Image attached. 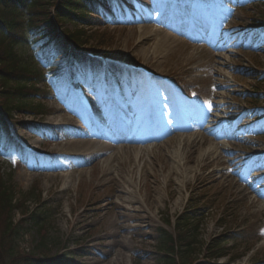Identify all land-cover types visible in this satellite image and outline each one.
Masks as SVG:
<instances>
[{
  "label": "rangeland",
  "instance_id": "1",
  "mask_svg": "<svg viewBox=\"0 0 264 264\" xmlns=\"http://www.w3.org/2000/svg\"><path fill=\"white\" fill-rule=\"evenodd\" d=\"M170 1L120 0L102 19L93 16L92 26L57 25L82 30L79 51L104 58L117 77L85 72L79 80L86 88L76 95L66 80L49 92L39 85L44 116L10 113L14 141L0 174L13 173L27 213L50 212L25 232L21 254L36 251L46 230L47 263L161 264V231L174 235L191 202L199 232L189 264L207 262V245L224 234L230 254L215 264H264V36L253 22L264 0H210L223 6L209 12L210 29L184 24L187 30L169 32L172 42L161 46L158 36L140 32L182 24ZM95 5L102 10L104 1ZM47 11L53 15L52 2ZM100 79L122 88L110 98L99 92ZM151 85L160 89L145 92ZM93 136L106 146L93 144ZM134 151H141L137 161ZM2 219L0 211V239Z\"/></svg>",
  "mask_w": 264,
  "mask_h": 264
},
{
  "label": "trees",
  "instance_id": "2",
  "mask_svg": "<svg viewBox=\"0 0 264 264\" xmlns=\"http://www.w3.org/2000/svg\"><path fill=\"white\" fill-rule=\"evenodd\" d=\"M51 2L54 8L53 15L47 11V6ZM94 2V0H0V148L3 149L2 152H7L12 141L9 125L5 123L2 113L9 116L14 110L26 114L41 113L44 105L40 103V99L44 93H41L38 86L43 83L49 86L53 77L58 78L62 74L52 63L58 59L59 54L69 55L71 46L78 51H73L68 71L76 75L79 69L86 65L89 59L79 51L83 42V31L76 30L69 33L62 31L58 26L64 27L68 23L76 27L92 26L91 9ZM261 15L255 18L254 22H264V13ZM45 69L51 74L49 80H45ZM43 90L45 91L46 88ZM12 182L13 173L8 178L0 174V211L3 212L1 222L4 228L0 239V264H73L69 258L46 262L49 253L45 246L47 233L43 227H41L42 238L36 251L23 254L19 252L25 232L40 227L48 221L50 212L46 210L27 213L25 205L27 197L17 200ZM196 207L195 203L190 202L176 219L174 235L161 231L162 242L159 249L164 255L161 264L193 263L192 256L195 253L199 232ZM16 214H20L21 219L17 220ZM229 238L227 234L214 238L206 248L207 262L196 264H211V261L215 264L219 259L228 257L230 254L228 245L232 242Z\"/></svg>",
  "mask_w": 264,
  "mask_h": 264
},
{
  "label": "bare ground",
  "instance_id": "3",
  "mask_svg": "<svg viewBox=\"0 0 264 264\" xmlns=\"http://www.w3.org/2000/svg\"><path fill=\"white\" fill-rule=\"evenodd\" d=\"M199 24H201V23H199ZM201 26V25H200ZM148 27V26H147ZM181 28H183V26H180V25H178V26H176V25H171V24H169V25H164V27H160V28H158L157 30H153L152 28H146V29H144V30H141V34H148V37H151V36H153V35H155V36H158L159 37V42H158V44H162V43H164V42H168V41H170V42H172V39H173V35L171 34V33H169V32H174V33H177V32H181V30H179V29H181ZM208 28H209V26H208ZM186 34V33H185ZM204 35H201L203 38H205V33H203ZM189 39H192V37H190L189 35H186ZM198 38V37H197ZM162 46V45H161ZM238 122V121H237ZM204 123H207V121H206V119L204 120V122H203V124ZM150 148L151 147H149V148H145V152H150ZM140 154H141V151H134V153H133V157L135 158V160L137 161V159L139 158V156H140Z\"/></svg>",
  "mask_w": 264,
  "mask_h": 264
}]
</instances>
